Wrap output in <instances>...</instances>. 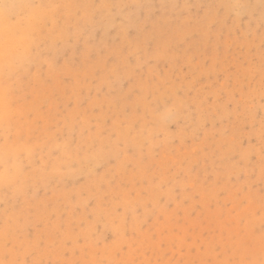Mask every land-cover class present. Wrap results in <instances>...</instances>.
Listing matches in <instances>:
<instances>
[{"label":"rangeland","instance_id":"rangeland-1","mask_svg":"<svg viewBox=\"0 0 264 264\" xmlns=\"http://www.w3.org/2000/svg\"><path fill=\"white\" fill-rule=\"evenodd\" d=\"M0 264H264V0H0Z\"/></svg>","mask_w":264,"mask_h":264}]
</instances>
